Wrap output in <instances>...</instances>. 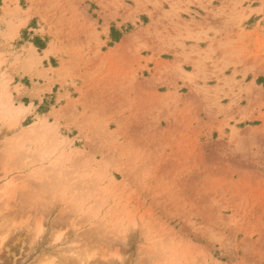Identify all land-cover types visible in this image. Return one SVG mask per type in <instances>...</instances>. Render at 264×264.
<instances>
[{
    "label": "rangeland",
    "instance_id": "rangeland-1",
    "mask_svg": "<svg viewBox=\"0 0 264 264\" xmlns=\"http://www.w3.org/2000/svg\"><path fill=\"white\" fill-rule=\"evenodd\" d=\"M162 1L0 0V264H264V0Z\"/></svg>",
    "mask_w": 264,
    "mask_h": 264
},
{
    "label": "crops",
    "instance_id": "crops-1",
    "mask_svg": "<svg viewBox=\"0 0 264 264\" xmlns=\"http://www.w3.org/2000/svg\"><path fill=\"white\" fill-rule=\"evenodd\" d=\"M169 1H174L173 4L176 5V8L179 7L182 10H185V8H188V9H190L192 11H195V12L199 13L202 17H208L207 19H209V18H212L213 16L207 14L206 12H203L201 9L198 10L196 6H198L199 2L205 3V4H211L212 6H214L217 0H169ZM219 1L221 2L222 0H219ZM162 5H163V9L164 10H168L169 7H170V4L167 1H164V0L162 1ZM183 13L184 12H180L179 13L180 17L181 18H186V17H184ZM194 17H195L196 20L201 22L202 25L205 24L204 20H200L199 18L196 17V15ZM186 20H189V18H186ZM203 28L205 29L206 26H204ZM206 33H208L209 37H212V34L210 32H207V30L199 31V34L201 36L205 35ZM112 34H113V30H111V28H110L109 29V34H108V37H110V39H111ZM185 34H186V32L183 33L184 37H185ZM202 41H207V40L203 39ZM201 42L196 43L195 41H190V39L186 38V39L183 40V44H184L183 48H175V50L171 49V48L169 49L170 53L173 55V56H171L172 58L166 59V58L163 57V55H161V59L164 60V61H170V62H174L175 61V62L185 63L186 62L185 61L186 56L190 52V47L191 46H197V47H199L201 49H204L205 45H203ZM174 51H180L181 55L176 57L175 54H174ZM143 57H144V55H143ZM183 68H184V66H183Z\"/></svg>",
    "mask_w": 264,
    "mask_h": 264
}]
</instances>
